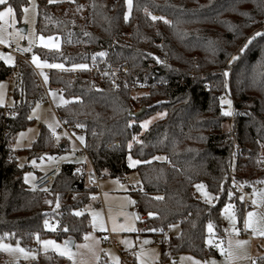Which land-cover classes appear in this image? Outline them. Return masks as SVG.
Masks as SVG:
<instances>
[{"label":"trees","instance_id":"obj_1","mask_svg":"<svg viewBox=\"0 0 264 264\" xmlns=\"http://www.w3.org/2000/svg\"><path fill=\"white\" fill-rule=\"evenodd\" d=\"M9 4L21 15L27 0ZM126 13L125 0H38L37 33L61 39L59 50H38L42 60L108 69L127 63V78L150 88L134 100L129 86L113 89L110 78L100 85L91 76L74 80L59 68L50 70L52 83L68 100L58 117L84 130V145L103 178L138 172L140 183L129 191L146 216L141 233L179 224V235L168 241L170 250L205 258L216 252L206 242L208 224L217 236L223 233V205L233 203L243 220L245 201L233 181L253 187L264 180V0H132L127 20ZM150 13L170 23L153 20ZM12 78L10 117L0 105V242L31 247L36 237L46 235L79 241L91 224L88 213H75L97 187L80 175L73 160L63 162L47 189L27 186L26 167L11 144L32 123L30 112L42 96V84L31 64L18 59L12 67L0 60V80ZM157 82L164 84L155 87ZM228 96L232 115L223 112L221 101ZM142 108L145 112L136 116ZM158 112L164 116L142 131L140 122ZM51 137L42 127L26 148L28 156L64 153L67 143L56 151ZM159 154L165 159H154ZM129 155L141 163L130 167ZM198 182L217 195L214 204L198 197ZM69 191L73 195L65 199ZM59 202L55 228L49 230L44 222ZM32 264L69 262L47 253Z\"/></svg>","mask_w":264,"mask_h":264},{"label":"rangeland","instance_id":"obj_2","mask_svg":"<svg viewBox=\"0 0 264 264\" xmlns=\"http://www.w3.org/2000/svg\"><path fill=\"white\" fill-rule=\"evenodd\" d=\"M59 1L71 0H53V2ZM3 7L0 6V10ZM126 7L129 16L132 5L129 8L126 4ZM24 8L28 9L26 13L23 11ZM13 9V17L6 18L7 23L0 22L3 23V31H0V36H3L6 41L5 43H0V60L14 67L17 64L18 58L10 51V48L13 45H32L34 51L29 55L28 61L23 60V62L31 64L34 68H38L35 71L42 84L41 98L44 97L46 102L44 106H39L38 102L35 103L30 112V117L33 120L32 123L25 129L20 130L15 135L11 144L18 163L22 167H26L23 176L25 183L28 187L34 188V180L38 172H47L56 162L74 160L75 152L80 148V144L84 145V141L82 143L79 137L82 136L85 138V135L82 128H78L71 134L64 132L58 133L55 137H51V139L55 142L56 151L60 144L67 143V148L64 149V153H42L38 156H28L26 148L33 144L42 127L49 133L53 129H55V132L60 129L61 122L57 110L66 104L64 101L68 100L64 95L63 88L53 84L51 81L49 75L50 70L58 68L49 67V65L56 64L42 60L38 54L40 48L50 50H59L61 48L60 37L53 35L44 36L37 33L38 0H27V4L23 7L21 15L17 14L15 8ZM149 16L163 17L166 20L165 16H159L158 14L150 13ZM22 26H26L25 32L21 31ZM41 37L44 39L41 40ZM49 37H51V40H49ZM49 45H57V47H51ZM33 56L37 58V63L33 62ZM8 57L12 58L10 63L6 62ZM151 67L153 68L155 65ZM66 79L69 80L70 77L66 76ZM14 82V78L0 80L1 106L8 105L9 107L13 103L11 91L14 87ZM149 90L150 88L145 84L142 88L133 89L131 96L134 100H137L144 94H148ZM229 100L231 101V105L226 102L223 103V112H230V115H232L234 112L232 99L229 96L224 98V101ZM163 116L164 112H158L144 118L140 122L142 131H145L152 123ZM145 121L148 122L147 127L143 126ZM226 124L229 127V123L227 122ZM50 157L51 159H49ZM157 157L165 158V155L159 154ZM132 159L136 160L133 157ZM127 178L128 180L118 177H105L100 179L97 183V192L92 194L90 202L78 210L80 213H88L91 226L83 238L76 241L75 246L70 248L75 254L73 259H69L68 256L61 254L66 240H58L53 235H46L36 237V242L31 247L22 245L19 242H13L9 239L2 240L0 243L12 246L10 250L0 249V258L3 260V264H32L39 259L40 255L47 253L65 257L69 264H196V262H199V264H213V262L215 264H258L260 258L264 257V236L253 234V230L251 228H245L244 225V221L247 219L249 212L256 213L255 219L257 221H261V218H264V198H262V195H264V180L251 188L247 193L246 199L244 195L240 196V199L245 201L246 205L243 220L239 217L234 204L227 202L226 204L232 205L231 212L236 217L234 222L231 221L224 211L226 204L223 205L221 211L223 220L222 235L217 236L214 227L213 232L209 233L207 227V245L210 248L213 247L216 252L205 258H198L190 253L183 252L175 254L170 250L168 241L171 237L179 235V224L171 225V233L158 242L154 240L153 233H141L142 222H140V218L143 212L136 209L135 198L129 191L131 187H138L140 177L138 172L134 170L127 175ZM197 184H203L205 190L213 195L214 199H212L211 203H208L204 199L201 192L196 188ZM69 192L65 194V199L73 195H68ZM195 192L201 200L208 204H214L217 201V195L211 192L204 182L195 184ZM254 200L256 201L255 204L253 203ZM60 203L57 204L60 206ZM57 204L47 218L53 217V213L59 208ZM145 226L144 224L143 227ZM54 228V224L51 225L48 223L47 229L54 230ZM234 229H238L239 231ZM231 232L233 235H230ZM86 236L87 239H85ZM209 240H211V243L208 242ZM238 240L246 241V243L237 245L236 241ZM43 241H54L55 243L45 245L42 243ZM230 241L231 246L229 245ZM17 245L19 248H23L28 255L25 256L24 253L16 251ZM221 248L224 249L223 252H221ZM164 250L167 252L166 255H164ZM229 251L232 253L231 256H229ZM122 254L126 257L125 262L121 261Z\"/></svg>","mask_w":264,"mask_h":264},{"label":"built area","instance_id":"obj_3","mask_svg":"<svg viewBox=\"0 0 264 264\" xmlns=\"http://www.w3.org/2000/svg\"><path fill=\"white\" fill-rule=\"evenodd\" d=\"M25 49H28L25 51ZM10 51L21 60L28 61L29 55L34 51V47L32 45L27 46H19V45H13L10 48ZM165 57L163 56V59ZM38 68H35L37 71ZM59 70L65 74H70L72 79H84L87 76H91L93 79L100 82L101 85L103 79L110 78L111 79V87L113 89L121 88L122 86H129L132 90L133 89H139L145 86V84L139 83V82H131L127 78V74L129 73V66L127 63H124L122 65L114 66L111 69L101 67L97 63H93L92 65L87 66V68H73V67H62L59 68ZM164 82H157L154 84L155 87L163 85ZM46 92V90H45ZM44 92V93H45ZM45 98L42 97L38 101L39 106L45 105ZM56 109V108H55ZM4 111L7 117L11 116V111L8 107V105L4 106ZM61 126L60 129L53 133L51 132V136L55 137L58 133L64 132L67 134H71L73 131L77 130L79 126L76 123H69L62 121L60 119ZM80 144V143H79ZM236 150L239 151V148L236 147ZM77 163L76 169L79 170V173L81 176L85 177V179L92 184H94L97 187V183L100 179L103 178L102 174H100L96 168L95 165L91 159L90 153L85 147V145L80 144V148L75 152L74 160ZM63 162H56L47 172H43L40 175H37L34 180V188L37 190H44L50 187L55 177L58 175L61 166ZM231 166V164H230ZM124 180H127V176L123 178ZM235 189L241 194L244 195V198L246 199L247 193L251 190L252 186L246 183H240L237 181H233ZM98 189V187H97ZM97 192V191H96ZM73 192H69L68 195H72ZM99 196V195H98ZM99 198V197H98ZM99 206H101L99 204ZM136 209L140 210L139 206L136 205ZM141 211V210H140ZM145 215L143 214L140 218V222H142V227L144 226L143 220L145 219ZM47 221L49 224L53 225L54 220L52 217H48ZM171 233L170 228H164L160 232L153 233L154 240L156 242L163 239L165 236ZM230 235H233L231 232ZM121 261L125 262L126 257L122 254L121 255ZM103 264V263H99Z\"/></svg>","mask_w":264,"mask_h":264},{"label":"snow or ice","instance_id":"obj_4","mask_svg":"<svg viewBox=\"0 0 264 264\" xmlns=\"http://www.w3.org/2000/svg\"><path fill=\"white\" fill-rule=\"evenodd\" d=\"M49 2H53V0H49ZM126 4L129 6V8H131V5H132V0H125ZM0 6H4L2 10H0V22H3V23H7V19L6 18H12L13 15H14V9L13 7L9 4V0H0ZM23 11L26 13L28 11L27 8H24ZM128 18V14L126 13L125 14V20H127ZM153 20L157 19V17L153 16L152 17ZM159 19H164L163 17H160ZM3 23H0V31H3ZM165 23H170L169 21L165 20ZM256 35H261V33H256ZM44 38L41 37V40H43ZM49 40H51V37H49ZM6 41L4 40L3 36H0V43H5ZM51 47H57V45H49ZM28 49H25V51H27ZM99 55L103 56L105 55V53H99ZM233 59H235V57H233ZM12 61V58L11 57H8L7 58V61L6 62H11ZM33 62L34 63H37V58L35 56H33ZM39 66V65H38ZM49 67H57V68H62L63 65H60V64H56V65H49ZM73 68H87V65L85 64H80V65H73ZM225 76H227V72L224 73ZM45 79H47V77H45ZM65 103H67V101H64ZM222 103H228L229 105H231V101H224L222 99L221 101ZM225 115H230L231 113L230 112H225L224 113ZM29 119H31V117H29ZM147 124L148 122L145 121L143 126L144 127H147ZM80 126V125H78ZM51 127V125H50ZM53 133L55 134V129H53ZM23 135V134H21ZM80 141L83 143L84 141V138L81 136L79 137ZM135 139V137L133 138ZM129 148L132 147L131 143L128 145ZM51 159V157L49 158ZM154 159H165L164 157H154ZM128 162H129V166L130 167H134L136 164H139L141 163V161H138V160H133L131 156L128 157ZM33 163H35V161H33ZM79 171V170H77ZM27 178V177H26ZM196 188L201 192L202 196L204 197V199L208 202V203H211L212 199H214L213 195L209 192H207L205 190V186L203 184H197L196 185ZM229 195H231V193H229ZM262 198H264V195H262ZM156 199H161V197H156ZM48 203H51V201H48ZM253 203L255 204L256 201L254 200ZM57 207H59V205L57 204ZM231 209H232V205L231 204H226L225 205V213L226 215L228 216V218L231 220V221H235L236 217L235 215L231 212ZM76 215H81L80 212H76L75 213ZM149 216H153L154 213H149L148 214ZM256 217V213L254 212H249L247 214V219H245L244 221V225H245V228H251L253 230V234H258V235H261V236H264V218H261V221H257L255 219ZM45 225L47 226L48 225V221H45L44 222ZM171 227V226H170ZM208 231L209 233H212L213 232V225L211 224V222L208 224ZM153 231H155V229H152ZM236 231H239L238 229H234ZM85 239H87V236L85 237ZM209 243H211V240L208 241ZM42 243H44L45 245H52L54 244L55 242L54 241H43ZM68 243L69 242H65V245H64V248L61 252L62 255H65V256H68L69 259H73L74 258V253L71 251V249L68 247ZM246 241H236V244L237 245H242V244H245ZM229 245L231 246V241L229 242ZM217 247H220L219 245H216ZM59 247V246H57ZM0 249H6V250H10L12 249V246L11 245H6V244H3V243H0ZM16 251H19L21 253H24L25 256L28 255V253L25 252V250L23 248H19V246L17 245ZM224 249L221 248V252H223ZM232 253L231 251H229V256H231ZM183 259V258H182ZM196 264H199V262H196ZM213 264H215V262H213Z\"/></svg>","mask_w":264,"mask_h":264},{"label":"water","instance_id":"obj_5","mask_svg":"<svg viewBox=\"0 0 264 264\" xmlns=\"http://www.w3.org/2000/svg\"><path fill=\"white\" fill-rule=\"evenodd\" d=\"M21 31H22V32H25V31H26V26H22V27H21ZM144 112H145V108H142V109H140L139 111H137V112L135 113V115H136V116H140V115H142ZM66 241L69 242V243H68V247H69V248H73V247L75 246V244H76V240H75L74 238H68Z\"/></svg>","mask_w":264,"mask_h":264},{"label":"crops","instance_id":"obj_6","mask_svg":"<svg viewBox=\"0 0 264 264\" xmlns=\"http://www.w3.org/2000/svg\"><path fill=\"white\" fill-rule=\"evenodd\" d=\"M35 68H36V67H35ZM39 173H43V172H38V174H39ZM127 180H128V178H127Z\"/></svg>","mask_w":264,"mask_h":264}]
</instances>
